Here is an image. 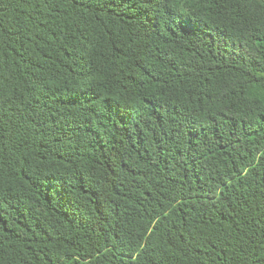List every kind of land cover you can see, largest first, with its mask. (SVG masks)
I'll use <instances>...</instances> for the list:
<instances>
[{
    "label": "trees",
    "instance_id": "1",
    "mask_svg": "<svg viewBox=\"0 0 264 264\" xmlns=\"http://www.w3.org/2000/svg\"><path fill=\"white\" fill-rule=\"evenodd\" d=\"M0 264H264V0H0Z\"/></svg>",
    "mask_w": 264,
    "mask_h": 264
}]
</instances>
